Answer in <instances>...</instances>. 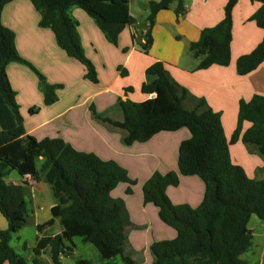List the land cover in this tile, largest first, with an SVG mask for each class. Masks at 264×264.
Masks as SVG:
<instances>
[{
  "label": "trees",
  "instance_id": "trees-1",
  "mask_svg": "<svg viewBox=\"0 0 264 264\" xmlns=\"http://www.w3.org/2000/svg\"><path fill=\"white\" fill-rule=\"evenodd\" d=\"M12 0H0L3 7ZM39 13L38 25L50 29L57 46L85 68L84 79L98 82L92 62L85 56L77 32V21L71 16L72 8L83 10L98 27L105 39L117 46L118 35L133 20L123 18L126 0H118L120 18L107 20L94 2L88 0H29ZM262 5L250 20L264 31V0H249ZM177 2L175 13H184L182 0H152L148 3L147 29L144 43L139 48L148 53L152 45L151 28L155 15L168 10ZM238 0H228L223 19L213 27L200 32L199 39L188 46L193 58L199 61L197 69L212 65L227 66L230 62L232 10ZM134 36H132V39ZM123 51H126L125 49ZM19 63L29 68L37 77L38 89L46 106L57 101L56 90L61 85H51L30 62L22 58L15 48V34L0 21V214L7 222V229L0 230V264H27L10 241L27 223L30 211L25 200L24 188L6 182L14 170L20 177L36 180L41 173L56 200L51 209L52 218L36 226L38 235L54 220L58 221V234L36 237L31 264H61V258L74 252V238L91 244L98 252L102 264H134L125 254L128 244L123 220V205L110 197L119 184L133 185L124 169L113 161H103L94 154L74 150L59 138L40 141L26 134L19 107L15 101L6 75L9 63ZM264 62V36L255 49L236 60V71L246 75ZM123 73H121L122 75ZM141 92L154 95L143 102L118 99L115 107L120 120H113L97 113L90 106L92 120L121 134L123 145L145 142L159 132H173L186 128L190 137L181 142L177 167L181 176H197L204 184L201 203L173 205L166 195V188L177 186L178 174L161 175L154 172L142 186L144 204L158 209V217L176 232L175 238L153 242L150 247L151 264H195L204 255L210 264H251L241 258L252 247L248 230L251 216L264 220V181L249 179L244 170L232 164L229 144L237 140L243 122L250 124L242 134L244 144L256 147L264 157V97L255 95L238 104L236 129L226 141L219 114L213 112L203 99H196L192 109L184 108L188 92L170 76L162 62H155L145 70ZM37 109L30 110L34 113ZM126 193H131L130 189ZM74 264H95L77 259Z\"/></svg>",
  "mask_w": 264,
  "mask_h": 264
},
{
  "label": "crops",
  "instance_id": "crops-1",
  "mask_svg": "<svg viewBox=\"0 0 264 264\" xmlns=\"http://www.w3.org/2000/svg\"><path fill=\"white\" fill-rule=\"evenodd\" d=\"M88 1L94 2L96 7L100 5L102 11L99 12L107 20L120 18L118 0ZM136 1L144 7L152 0ZM227 1L182 0L184 13L179 16L175 13L177 2L171 3L168 10L155 15L151 28L152 45L147 54L139 48V44L144 43L147 25L140 28V20L131 11L132 0H126L122 19L127 21L131 18L133 23L120 32L117 46L105 39L83 10L72 8L70 14L78 23L77 32L83 52L97 73L96 84L84 79V66L57 46L51 30L39 27V13L29 0H12L1 11V24L14 32L18 54L43 74L49 84L61 85L56 90L57 101L46 106L35 74L19 63L6 66V75L15 92L26 134L38 141L59 138L78 152L94 154L103 161H113L134 181L133 185L119 183L110 192V197L120 200L123 205L128 239L125 254L134 264H151L150 245L176 236L172 228L160 221L158 209L150 203L144 204L142 186L154 172L178 174V149L190 133L186 128L163 131L145 142L126 146L122 144L118 131L92 120L89 108L93 106L97 113L120 120L121 113L115 107L117 100L143 102L152 98L154 95L141 92L145 70L155 62H162L172 79L189 94L183 103L184 108L190 110L196 99H203L213 112L219 114L224 137L229 143L236 129L239 102L249 101L255 95L264 97V62L246 75H239L236 71V60L251 53L263 39L264 31L250 20L262 4L238 0L234 6L230 62L227 66L212 65L197 69L199 61L188 51L189 44L199 39L203 29L213 27L223 19ZM32 109L37 110L31 113ZM249 126L248 122H243L237 140L229 144L230 160L241 167L249 179L264 181V157L256 147L241 140ZM178 176V185L166 188L168 199L173 205L197 207L204 194L203 182L197 176ZM6 182L24 188L35 231L37 225L52 218L51 209L56 200L50 187L43 182L41 173L34 180L29 176L20 177L11 170ZM127 189L131 193H126ZM53 227L56 230L51 232ZM6 229L7 222L0 214V230ZM60 230L58 221L54 220L53 225L39 235L36 231L32 250L36 237L55 235ZM197 259L195 264H210L204 255H199Z\"/></svg>",
  "mask_w": 264,
  "mask_h": 264
},
{
  "label": "rangeland",
  "instance_id": "rangeland-1",
  "mask_svg": "<svg viewBox=\"0 0 264 264\" xmlns=\"http://www.w3.org/2000/svg\"><path fill=\"white\" fill-rule=\"evenodd\" d=\"M139 4L140 3H137L136 0H132L131 11L134 16L140 20V28H144L145 25H147L146 19L149 10L148 6L140 7ZM96 10L102 11L101 6L99 5ZM28 207H30V204ZM248 229L253 235L252 247L244 253L241 258L249 261L251 264H264V220H260L254 215L251 216L248 223ZM55 230L56 227H53L51 232ZM35 236L36 231L32 225V218L29 216L26 225L14 234L10 241V246L26 259L27 264H31L33 256L32 247L35 242ZM73 243L75 247L73 254L67 257H62L61 264H74L77 259H86L95 264H102L98 252L91 244L83 243L79 238H74ZM42 258L46 264H51L47 255H43ZM113 264L117 263L115 262Z\"/></svg>",
  "mask_w": 264,
  "mask_h": 264
}]
</instances>
